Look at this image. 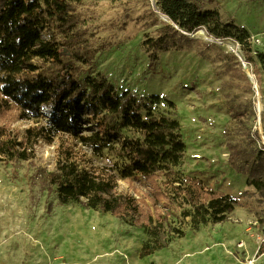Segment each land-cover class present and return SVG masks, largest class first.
<instances>
[{"label":"rangeland","instance_id":"obj_1","mask_svg":"<svg viewBox=\"0 0 264 264\" xmlns=\"http://www.w3.org/2000/svg\"><path fill=\"white\" fill-rule=\"evenodd\" d=\"M154 1L82 0L76 8L79 27L96 51L85 75L103 74L118 93L158 96L161 103L155 111L171 113L180 123L184 173L233 196L235 207L226 221L198 230L187 224L183 237L141 258L147 240L142 229L77 203H59L54 186L44 179L45 171L54 169L57 141H41L33 159L16 165L0 162V264H264V70L257 58L264 55V0L207 5L247 32L252 63L245 61L237 41L200 30L190 34L194 43L189 48L161 53L151 61L143 43L169 23ZM152 12L159 20L155 26ZM211 39L232 43L238 54ZM218 50L237 61L240 57L256 88L249 82V91L235 65ZM32 124L19 120L11 127L20 140ZM229 145L245 153L237 161L241 171L229 163ZM119 189L131 190L125 181Z\"/></svg>","mask_w":264,"mask_h":264},{"label":"trees","instance_id":"obj_2","mask_svg":"<svg viewBox=\"0 0 264 264\" xmlns=\"http://www.w3.org/2000/svg\"><path fill=\"white\" fill-rule=\"evenodd\" d=\"M215 2L155 0L154 7L169 23L144 41L149 59L189 48L194 43L190 34L202 30L216 39L237 41L245 61L252 63L247 32L207 8ZM81 4L0 0V162L31 160L39 142L57 141L54 169L45 171L44 179L54 186L59 203H77L139 227L147 235L142 258L183 237L187 224L198 230L226 221L237 201L184 173L180 123L171 113L155 111L158 96L118 93L103 74L85 75L96 51L79 27L76 8ZM151 15L155 26L159 20ZM218 54L235 65L251 91L236 57L222 50ZM257 58L264 70V55ZM19 120L33 121L20 140L11 127ZM261 123L264 133V111ZM229 149L230 165L241 171L237 161L245 153L237 145ZM120 181L133 192L120 190Z\"/></svg>","mask_w":264,"mask_h":264},{"label":"water","instance_id":"obj_3","mask_svg":"<svg viewBox=\"0 0 264 264\" xmlns=\"http://www.w3.org/2000/svg\"><path fill=\"white\" fill-rule=\"evenodd\" d=\"M166 17V16H165ZM162 19H164V18H162ZM165 21H167V17H166V19H164ZM202 33H204V31H202V30H200ZM201 32H199L198 31V33L199 34H201ZM238 59H239V61H241V67H242V69H243V71L245 72V74H246V76H247V79L249 80V82L256 88V82H255V80L253 79V77H252V75L250 74V72L248 71V69H247V65L245 64V62H243L242 60H241V58L240 57H238ZM254 88V89H255ZM256 93H257V91H256ZM260 113H261V110H258V114L260 115ZM259 119H260V117H259Z\"/></svg>","mask_w":264,"mask_h":264},{"label":"bare ground","instance_id":"obj_4","mask_svg":"<svg viewBox=\"0 0 264 264\" xmlns=\"http://www.w3.org/2000/svg\"><path fill=\"white\" fill-rule=\"evenodd\" d=\"M163 18L166 19V17H163ZM199 32H201V31H199ZM201 34L203 35L202 32H201ZM211 41L217 43V44L220 45V46L226 47L227 49H229V50H231V51H233V52H235V53L238 54V51H237L236 48L233 46V44L230 43V42L223 41V40H217V41H216V40H214V39H211ZM258 109H259V110H262L260 103L258 104Z\"/></svg>","mask_w":264,"mask_h":264}]
</instances>
